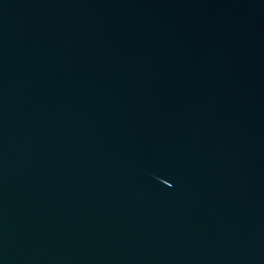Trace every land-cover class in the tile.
Segmentation results:
<instances>
[{
  "label": "water",
  "instance_id": "1",
  "mask_svg": "<svg viewBox=\"0 0 264 264\" xmlns=\"http://www.w3.org/2000/svg\"><path fill=\"white\" fill-rule=\"evenodd\" d=\"M0 264H264V0H0Z\"/></svg>",
  "mask_w": 264,
  "mask_h": 264
}]
</instances>
